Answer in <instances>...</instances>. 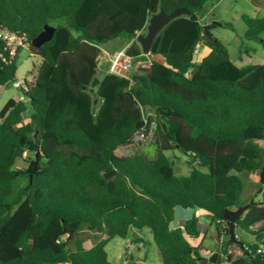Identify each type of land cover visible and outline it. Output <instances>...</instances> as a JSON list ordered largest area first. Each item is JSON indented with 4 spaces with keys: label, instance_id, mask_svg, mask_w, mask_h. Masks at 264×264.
<instances>
[{
    "label": "trees",
    "instance_id": "16d2710c",
    "mask_svg": "<svg viewBox=\"0 0 264 264\" xmlns=\"http://www.w3.org/2000/svg\"><path fill=\"white\" fill-rule=\"evenodd\" d=\"M207 1L0 0V27L23 35L40 59L19 87L22 98L0 109V264H112L108 241L142 228L161 264H201L200 247L186 237H199L198 219L170 228L175 207L209 216L220 245L215 264H264V182L234 222L251 243L231 242L223 219L224 210L249 202L240 200L238 173L264 168V61L230 60L212 30L232 26L201 23ZM176 7L189 14L171 20L143 53L135 37L151 14ZM240 19L245 39L264 51V16ZM46 24L54 27L51 39L33 47ZM115 39L128 43L132 64H146L129 77H99V46ZM197 45L208 53L194 63ZM8 53L0 40V88L16 81ZM148 130L153 156L116 153ZM176 150L186 175L166 155ZM23 154L26 169H15ZM22 175L26 182L10 201ZM83 232L99 237L85 247Z\"/></svg>",
    "mask_w": 264,
    "mask_h": 264
},
{
    "label": "rangeland",
    "instance_id": "374dc122",
    "mask_svg": "<svg viewBox=\"0 0 264 264\" xmlns=\"http://www.w3.org/2000/svg\"><path fill=\"white\" fill-rule=\"evenodd\" d=\"M264 4V0H208L205 5V10L200 17L201 23L207 24L210 22H225L232 26V29H227L223 26H216L212 32L217 39L224 43L227 48L230 60L234 64L240 66L244 64H258L264 61V51L261 45L256 42H251L245 39V25L240 19L242 14H247L249 17H263L264 10L260 6ZM146 33V29L142 32ZM261 38L264 40V32L261 33ZM137 43V42H136ZM139 46V44L137 43ZM128 47V43L122 39L110 40L108 42L102 43L100 48V54L97 57V74L102 77L105 74H109L111 63L113 58L120 51H125ZM202 51H206V48L196 46L193 62L196 63L203 56ZM249 54V57L247 54ZM241 58V60H239ZM121 65H116L115 71L123 76L130 75L131 70H133L138 65H145L146 62L132 64L129 59L120 60ZM40 59L34 55V53L29 48L28 44H23L17 49L15 53V65H16V81L19 82H30L29 71H35L39 66ZM127 65L125 68L124 65ZM189 74V72H188ZM21 92L19 87H13L11 84H6L0 88V109L8 99H21ZM30 110L24 114V117L28 115ZM150 138L142 139L140 133H136L131 144L128 147H121L116 152L121 156H132L134 154H140L142 156L150 158L155 154V149L150 146ZM258 144L264 148V141H259ZM166 155L172 160L174 168L177 175L188 174L190 168L186 163V158L179 151H168ZM25 154L21 158L16 159L14 162L15 169L25 170L27 163L25 161ZM240 179L242 180V192L240 193V200L242 203L250 201L253 197L257 195L259 188L257 187L260 182V175L257 172L238 173ZM25 176H21L13 182V193L8 198L10 201L17 194V191L25 184ZM259 199V197H257ZM256 198V199H257ZM174 216L170 224V228H175L183 225V222L192 216H196L198 219V229L200 232L199 237L192 239L186 236L188 241L193 246H199L201 249V255L204 258L211 256L214 252L219 249L220 245L215 237V232L213 226L210 223L209 216L201 211L194 210L193 208H181L175 207L173 210ZM138 231V230H137ZM140 236L143 238L141 243L134 244L131 240L132 235H128L126 239H121L120 237H114L109 240L105 246V251L108 260L112 264H161V259L159 252L155 243L153 242L152 236L148 229L142 228L139 230ZM83 236L88 237V243L94 242V237L99 235L83 232ZM234 235L243 243H251L252 237L242 233L239 229L234 230ZM129 240V241H128ZM233 254H237L239 249L233 247L231 249Z\"/></svg>",
    "mask_w": 264,
    "mask_h": 264
},
{
    "label": "water",
    "instance_id": "95a60500",
    "mask_svg": "<svg viewBox=\"0 0 264 264\" xmlns=\"http://www.w3.org/2000/svg\"><path fill=\"white\" fill-rule=\"evenodd\" d=\"M189 14V10L186 8H174L171 12L166 13L163 10H160L157 13H152L151 16L148 19L147 25H146V33H139L136 35L135 40L139 44L141 50L143 53L149 52V49L151 47V44L155 37L160 33V31L163 29L164 26H166L171 20L176 18L177 16L187 15ZM216 24H219V22H215ZM54 31V27H52L49 24H46L42 31H40L36 36H34L31 39V45L35 48H38L40 45L45 43L46 41H49L52 37ZM99 81L98 78H95L93 82L90 84V89L97 84ZM94 103H96V100H94ZM259 183L263 184L264 182V168L260 171V179ZM254 202L253 199H251L248 203L245 205H238L235 209H226L223 212V219L226 221L227 224V231L229 234V240L231 242H236L237 239L234 235V227H235V220L242 215V213ZM217 254L215 252L207 257L204 258L201 261V264H215L216 263Z\"/></svg>",
    "mask_w": 264,
    "mask_h": 264
},
{
    "label": "built area",
    "instance_id": "2783aa9c",
    "mask_svg": "<svg viewBox=\"0 0 264 264\" xmlns=\"http://www.w3.org/2000/svg\"><path fill=\"white\" fill-rule=\"evenodd\" d=\"M0 40L3 41L5 49L9 51V56L12 58L15 56V53L17 52V49L25 44V37L23 35H17L15 33H12V31L7 30L6 28L0 27ZM129 59V57L126 56L125 51H120L117 53L115 58H113L112 63H111V68L110 72L111 74L123 76L119 73V71H115L116 65H121L120 60H126ZM130 61V60H129ZM124 67L126 68L127 65L125 64ZM23 83V82H22ZM22 83L19 81H14L11 83L13 87H22ZM140 137L142 139L151 137V130H148L146 134L144 132H140Z\"/></svg>",
    "mask_w": 264,
    "mask_h": 264
},
{
    "label": "crops",
    "instance_id": "0c3cea01",
    "mask_svg": "<svg viewBox=\"0 0 264 264\" xmlns=\"http://www.w3.org/2000/svg\"><path fill=\"white\" fill-rule=\"evenodd\" d=\"M260 8H262L263 10H264V4H262L261 6H260ZM208 53V50H207V52L206 51H202V54H203V56H201V58H200V60L199 61H201V59L206 55ZM198 62V61H197ZM196 62V63H197ZM182 226V225H181ZM178 227H180V226H178ZM140 231L138 230H134V231H132V238L131 239H137V238H142L141 236H140V233H139ZM192 238V237H191ZM131 239H129V240H131ZM193 239V238H192ZM128 240V241H129ZM88 240H86V242L84 243V246L85 247H89V246H91L93 243H91V244H89L88 242H87ZM143 241V238H142V240L139 242V243H141Z\"/></svg>",
    "mask_w": 264,
    "mask_h": 264
}]
</instances>
